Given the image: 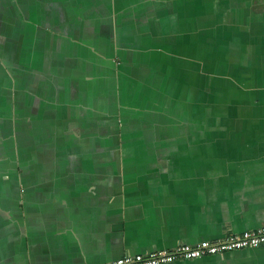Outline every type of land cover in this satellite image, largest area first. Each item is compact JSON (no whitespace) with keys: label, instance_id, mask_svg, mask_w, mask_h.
<instances>
[{"label":"crops","instance_id":"0c3cea01","mask_svg":"<svg viewBox=\"0 0 264 264\" xmlns=\"http://www.w3.org/2000/svg\"><path fill=\"white\" fill-rule=\"evenodd\" d=\"M260 228L264 0H0V264Z\"/></svg>","mask_w":264,"mask_h":264},{"label":"built area","instance_id":"2783aa9c","mask_svg":"<svg viewBox=\"0 0 264 264\" xmlns=\"http://www.w3.org/2000/svg\"><path fill=\"white\" fill-rule=\"evenodd\" d=\"M264 246V228L241 235L230 234L225 239L210 242L202 241L196 245H180L175 250H164L147 256H126L111 264H172L176 261H190L225 255L232 252L257 249Z\"/></svg>","mask_w":264,"mask_h":264}]
</instances>
